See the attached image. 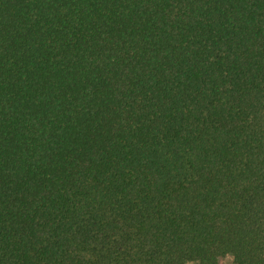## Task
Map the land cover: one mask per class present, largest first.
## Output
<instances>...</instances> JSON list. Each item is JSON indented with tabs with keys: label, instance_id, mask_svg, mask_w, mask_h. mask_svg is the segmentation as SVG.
I'll list each match as a JSON object with an SVG mask.
<instances>
[{
	"label": "trees",
	"instance_id": "16d2710c",
	"mask_svg": "<svg viewBox=\"0 0 264 264\" xmlns=\"http://www.w3.org/2000/svg\"><path fill=\"white\" fill-rule=\"evenodd\" d=\"M264 264V0H0V264Z\"/></svg>",
	"mask_w": 264,
	"mask_h": 264
},
{
	"label": "rangeland",
	"instance_id": "374dc122",
	"mask_svg": "<svg viewBox=\"0 0 264 264\" xmlns=\"http://www.w3.org/2000/svg\"><path fill=\"white\" fill-rule=\"evenodd\" d=\"M187 264H199V262L191 261V262H188ZM220 264H234L233 256L232 255H227L224 259H222Z\"/></svg>",
	"mask_w": 264,
	"mask_h": 264
}]
</instances>
